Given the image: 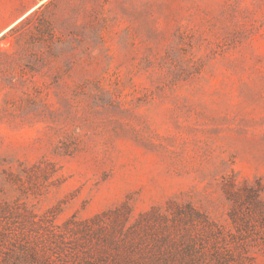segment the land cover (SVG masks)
Listing matches in <instances>:
<instances>
[{
	"label": "rangeland",
	"instance_id": "obj_1",
	"mask_svg": "<svg viewBox=\"0 0 264 264\" xmlns=\"http://www.w3.org/2000/svg\"><path fill=\"white\" fill-rule=\"evenodd\" d=\"M5 203L193 208L141 264H264V0H0Z\"/></svg>",
	"mask_w": 264,
	"mask_h": 264
},
{
	"label": "trees",
	"instance_id": "obj_2",
	"mask_svg": "<svg viewBox=\"0 0 264 264\" xmlns=\"http://www.w3.org/2000/svg\"><path fill=\"white\" fill-rule=\"evenodd\" d=\"M190 212V216L178 212L172 220L145 214L130 223L132 209L124 206L91 218L72 215L59 222L60 213L54 209L38 215L26 206L0 204V264H141L138 257L146 246L148 255H156L149 240L156 241L154 236L162 227L169 232V221L201 216L193 208Z\"/></svg>",
	"mask_w": 264,
	"mask_h": 264
}]
</instances>
